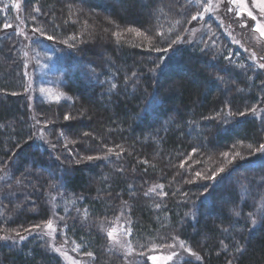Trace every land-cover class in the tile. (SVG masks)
Listing matches in <instances>:
<instances>
[{
  "label": "trees",
  "instance_id": "obj_1",
  "mask_svg": "<svg viewBox=\"0 0 264 264\" xmlns=\"http://www.w3.org/2000/svg\"><path fill=\"white\" fill-rule=\"evenodd\" d=\"M74 2L87 13H96L98 19L108 18L115 28L146 31L154 50L118 41L104 32L101 48L105 59H98L99 66L92 65L97 76L89 84L90 79L78 72L89 46L67 48L61 42L70 35L78 37L82 25L60 26L69 23L60 0L24 4L25 8L41 6L47 14L35 25L56 38L52 42L61 51L56 57V73L63 82L61 88L74 99L73 109L82 113L84 107L93 110L89 118L81 116L64 124L63 109L49 107L52 116L58 114V125L51 128L68 127L83 144H89L87 156L110 157L105 162L76 161L68 167L33 141L19 35L4 28L8 14L3 16L0 11V169L7 168L14 180L32 179L38 187L31 192L27 186L29 190L20 199L2 202L0 233H18L44 223L50 215L49 192L63 193L80 201L79 206L94 222L93 227L67 226L68 238L83 253H92L93 264L121 263L119 255L107 250L95 223L114 218L125 204L132 243L142 250L164 246L175 237L201 257L181 264H264V212L259 223L251 225V217L264 199V163L235 162L216 175L215 181L190 178L201 164L194 165L188 175L187 165L181 167L190 155L205 160L262 143L264 120L248 113L264 102L260 73L246 65L231 66L187 43L186 30L193 16L188 0ZM111 27L105 28L110 31ZM173 80L177 84L171 85ZM47 108L40 109L42 117ZM83 133L87 135L83 137ZM235 173L238 175L228 180ZM154 184L162 185L164 195L159 200L145 195ZM0 264L62 262L29 240L13 247L0 243Z\"/></svg>",
  "mask_w": 264,
  "mask_h": 264
},
{
  "label": "rangeland",
  "instance_id": "obj_2",
  "mask_svg": "<svg viewBox=\"0 0 264 264\" xmlns=\"http://www.w3.org/2000/svg\"><path fill=\"white\" fill-rule=\"evenodd\" d=\"M30 1L1 0L3 9H0V11H2L3 16L8 14L7 24L11 25V27L6 30H14L19 35L18 38L20 41L18 40V42L21 47L19 53L22 55L20 56L24 63V73H26L28 84L24 92V99L34 132L33 141L38 149L53 152L65 166L68 165L69 167L75 164L76 161H91L87 159L89 155H85L87 154V148H89L88 143L83 144L84 140L76 137L65 125H61L56 129L51 128L52 125H58L56 119L58 114L55 112V115L53 114L52 116L50 114L51 112L48 111L51 107H53L52 111H57L60 108V110L63 109L62 116L64 124L70 119L78 120L81 116L89 118L93 110L90 107H84L82 109L84 113H82L78 112L77 109H73L74 99L61 88L63 82L56 73V57L60 56L61 51H58L57 46L52 42L55 41V36H52V40H48L45 38L48 36L44 34L45 31L32 32L33 28H38L35 23L38 26L40 25L37 21L38 18H44L47 14H44V10H41V6H38L39 12L33 10L37 6L32 8L28 6V8H25L26 2ZM188 1L193 7V15H196L197 19H191L189 22V27L186 30L187 43H192V46L200 48L201 52H208L217 60L227 62L231 66L241 68L246 65L252 67L256 73H260V84L264 86V69L258 67L259 64H264V58H262L264 57V0H242L243 8H241V0H236L235 3L232 0ZM60 2L64 4L66 12L69 14V23L60 26H76L78 28V24L82 25V30L78 29V37L76 35H70L66 37L67 39L65 41L63 40L61 42L65 43L67 48L70 46H76L78 48L82 44L89 46V50L84 56L85 63L78 67V72H83L90 79L89 84L92 82V78L97 76L95 69H92V65L99 66L100 61L98 59H105L103 49L101 48L105 43L104 32H108L111 38L117 39L118 41L128 40L131 45L139 48L149 49L153 47L151 43L152 38L144 30L115 28L113 26L114 24L110 23L108 18L98 19L96 13H87L74 0H60ZM13 3H18L20 8L11 7ZM201 3H205V6L211 5L208 12H204V9L199 7ZM5 5H8V7L5 8ZM229 7L233 8L234 11L228 12L227 8ZM249 11L252 12L255 19L247 15ZM200 13H203V19H200ZM100 21L108 26H104V23L100 25ZM48 24L52 23L49 21ZM53 27L56 30L57 26ZM105 27H111L110 31ZM183 30L184 28L181 31L183 32ZM49 34L51 35V33ZM83 36H86V38L84 39ZM73 38L78 40L80 38L82 41L73 43ZM152 49L154 50V48ZM253 55L256 57L255 61L252 59ZM226 57L231 58V64ZM176 81L173 80L170 84H177L178 81ZM171 85L169 86L171 87ZM75 101L76 105L79 106V101ZM45 108H47V111H45L47 113H43V115L48 120L43 119L44 117L39 113L40 109L46 110ZM253 109L255 110L254 112ZM248 113L252 117L259 119L260 122H263L264 102L254 106ZM65 115L69 116L68 120L64 119ZM85 136V133H83V137ZM261 144H264V136ZM82 145L84 146L82 147ZM260 145L252 148L241 146L225 152L227 156L224 155L225 153H222L217 156H209L205 160L202 156L192 157L190 155V157L182 162L183 167L187 165L185 167L187 170L185 175H188L189 170L196 164L203 166L199 170L191 173L190 178L192 180L198 178L203 180L209 179L208 177H211L215 173L220 174L219 169L223 168L226 170L229 165L239 161L260 162L263 164L264 152L260 151ZM109 158V156L104 155L99 160H92L105 162V159ZM197 173L200 175H197ZM237 175L238 173H235L228 180H232V177ZM31 180L28 178H24L21 181L20 179L14 180L7 168L3 167L0 169V214L1 204L4 200H14L13 198L20 199L29 190L26 189L27 186L31 187V192L37 191V183L33 184L34 180ZM146 193H149L148 195L156 200L162 198L161 187L156 184L149 185ZM255 193L256 191L252 190V194L255 195ZM261 198H264V190L262 191ZM79 203L80 201L77 199L66 196L63 193L49 192L48 204L50 215L48 220L40 224L39 228L34 226L29 228L30 231L18 232L19 235L14 231L0 233V237L5 238L0 240V243H6L13 247V245L20 246L22 243H27L30 240L32 244L39 245L44 252L59 258L62 264H93L92 257L83 253L81 247L76 245L67 236L68 223H78L83 227L94 226V222L88 218L87 211L81 209ZM125 205H123L119 214L114 218L103 219L95 223L96 229L106 240L107 250L121 257L120 264H181L187 260H201V257L183 242L184 247L190 249L195 255H189L188 252H185L184 248L181 247V241L177 239L169 243L174 245L172 248L167 246L169 244L164 246H150L146 250H142L138 246L136 247L131 240V219L129 212L126 211L127 208H125ZM16 209L18 210V208ZM263 212L264 199L259 203L254 216L251 217L252 227L259 223ZM49 221L52 222L51 229L47 227ZM254 221L255 223H253ZM109 231L113 232L111 240H109L107 235ZM20 236H23L24 239L21 240ZM173 252L179 255L173 256L172 260H169L168 257L172 256ZM150 256L155 257V259H148ZM197 256L200 257L199 260L196 259Z\"/></svg>",
  "mask_w": 264,
  "mask_h": 264
},
{
  "label": "snow or ice",
  "instance_id": "obj_3",
  "mask_svg": "<svg viewBox=\"0 0 264 264\" xmlns=\"http://www.w3.org/2000/svg\"><path fill=\"white\" fill-rule=\"evenodd\" d=\"M232 2L235 3L236 0H232ZM7 7H8V5H5V8H7ZM11 7L19 9V8H20V5H19L18 3H13V4L11 5ZM199 7L203 8V9H204V12H208L209 9H210V7H211V5H207V6H205V3H201V4L199 5ZM241 8H243L242 0H241ZM33 10H34V11H37V12L40 11L38 8H35V9H33ZM227 11H228V12H233L234 9L231 8V7H229V8H227ZM247 15H248L250 18L255 19V17L253 16L252 12H250V11L247 12ZM199 17H200V19H203V18H204L203 13H200V14H199ZM196 19H197V16H196V15H193V16H192V20H196ZM9 27H11V25H8V24H5V25H4V28H5V29H7V28H9ZM254 30H258V29H254ZM42 31H43L42 29H38V28H33V29H32V32H33V33H36V32H42ZM137 34H139V33H137ZM45 38L48 39V40H52V39H53V37H51V36H46ZM157 50H159V49H157ZM164 50L167 51V49H164ZM262 58H264V57H262ZM226 59H228V60H229V63L231 64V58H230V57H226ZM252 59H253V61H255V59H256L255 55H253ZM25 67H27V66L25 65ZM258 67L264 69V64H259ZM112 87L115 88L116 85L113 84ZM254 111H255V110L253 109V112H254ZM64 119H65V120H68V119H69V116L65 115V116H64ZM85 135H87V133H85ZM260 151L264 152V144H261V145H260ZM109 152H111V149H109ZM117 155H119V153H117ZM224 155L227 156V153H225ZM99 158H100V157H93V156H88V157H87L88 160L99 159ZM181 167H183V164L181 165ZM223 171H224L223 168L219 169V172H223ZM218 174H219V173H215V174H213L211 177H208V178H209V179H212L213 181H215L216 175H218ZM197 175H200V174L197 173ZM160 187L162 188V185H161ZM148 194H149V193H145V195H148ZM161 195H164V193H161ZM253 223H255V221H254ZM35 227L39 228V225H36ZM47 227L50 228V229L52 228V222H51V221L48 222ZM26 231H30V230H29V229H26ZM17 235H19V233H17ZM107 235H108L109 240H111L112 237H113V232H112V231H109V232L107 233ZM2 239H5V238H4V237H0V240H2ZM20 239L23 240L24 237H23V236H20ZM173 240H175V237H173ZM180 243H181V247L184 248V251H185V252H188L189 255H195L194 253L191 252L190 249L184 247V244H183L182 241H181ZM167 246L170 247V248L174 247L173 244H169V245H167ZM88 255L91 256L92 253L89 252ZM178 255H179L178 253L173 252L172 256H169L168 259H169V260H172L173 256H178ZM148 259L154 260L155 257H151V256H150V257H148ZM196 259L199 260L200 257L197 256Z\"/></svg>",
  "mask_w": 264,
  "mask_h": 264
}]
</instances>
